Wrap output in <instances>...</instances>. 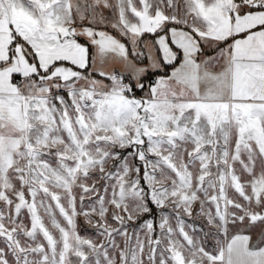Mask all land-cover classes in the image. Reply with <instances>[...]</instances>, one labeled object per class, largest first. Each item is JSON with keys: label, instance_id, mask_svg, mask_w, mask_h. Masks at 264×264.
I'll list each match as a JSON object with an SVG mask.
<instances>
[{"label": "snow or ice", "instance_id": "obj_1", "mask_svg": "<svg viewBox=\"0 0 264 264\" xmlns=\"http://www.w3.org/2000/svg\"><path fill=\"white\" fill-rule=\"evenodd\" d=\"M0 264H264V0H0Z\"/></svg>", "mask_w": 264, "mask_h": 264}]
</instances>
